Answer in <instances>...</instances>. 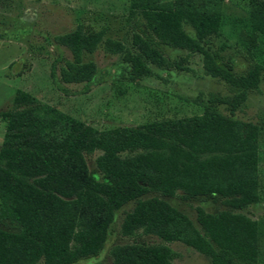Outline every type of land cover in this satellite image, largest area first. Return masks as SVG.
<instances>
[{
  "label": "trees",
  "instance_id": "trees-1",
  "mask_svg": "<svg viewBox=\"0 0 264 264\" xmlns=\"http://www.w3.org/2000/svg\"><path fill=\"white\" fill-rule=\"evenodd\" d=\"M221 2L130 0L129 45L83 23L54 36L70 53L62 64L49 67L51 81L65 95L100 81L94 61L84 60L83 53L101 42L105 52L126 64L130 81L153 75L151 65L189 70L187 55L198 53L202 72L222 82L229 94L208 92L200 113L102 129L15 89L11 106L0 110L5 123L0 264H70L96 255L115 211L128 201L133 204L118 230L133 239L108 247L110 264H173L175 251L168 242L178 240L201 252L207 264H256L257 222L240 209L258 200V126L233 113L264 69L251 52L264 35V0H247L249 30L239 33L246 61L241 73L227 62L217 63L206 47L219 34ZM162 45L185 52L170 57ZM79 82L85 84L81 91L64 86ZM195 98L203 100L200 92ZM220 104L227 114L216 110ZM91 154L96 174L86 162ZM175 194L182 199L203 195L221 206L208 211L196 204L193 222L160 197ZM142 234L159 241H146Z\"/></svg>",
  "mask_w": 264,
  "mask_h": 264
},
{
  "label": "rangeland",
  "instance_id": "rangeland-1",
  "mask_svg": "<svg viewBox=\"0 0 264 264\" xmlns=\"http://www.w3.org/2000/svg\"><path fill=\"white\" fill-rule=\"evenodd\" d=\"M130 0H3L0 2V110L11 106L15 89H22L40 100L72 114L97 128L107 129L131 126L153 120L184 116L202 111L208 92L228 95L224 84L202 72L198 53L188 54L189 70L168 71L151 65L153 75L134 81L127 79V66L117 54L103 50L101 42L91 52H84L83 59H91L96 66L99 82H89L87 91L63 94L49 77L51 63L58 66L70 53L54 41V36L83 23L90 29L103 28L105 37L119 39L126 45L130 42L126 15ZM247 0H222L220 4L219 34L206 44L214 53L217 63L227 62L233 72L241 73L246 66L243 58L245 44L239 39L241 31L248 32ZM183 28L190 27L183 23ZM170 57L182 55L180 48L162 45ZM253 60L264 67V35L257 38V47L251 51ZM57 72V71H56ZM256 87L246 93L245 100L234 111L233 117L258 126V154L256 159V182L258 200L240 209L257 222L256 264H264V69L259 73ZM80 90L83 82L64 84ZM201 93L202 101L195 98ZM216 110L227 114L224 105ZM5 123L0 118V144ZM90 171L96 174L92 154L86 156ZM178 193V192H177ZM147 194L144 197L151 196ZM184 211L195 222L196 204L205 210L214 211L221 206L203 195L182 199L160 196ZM133 201L124 203L114 213V221L108 229L102 250L96 255L80 257L70 264H90L100 260L110 264L108 247L116 241L132 240L133 236H119V225L124 212ZM146 241H159L154 235L142 234ZM175 251L173 264H207V259L198 250L182 241L168 242Z\"/></svg>",
  "mask_w": 264,
  "mask_h": 264
}]
</instances>
